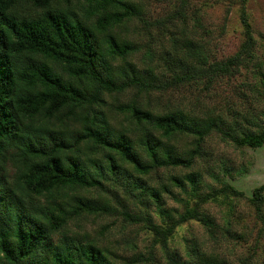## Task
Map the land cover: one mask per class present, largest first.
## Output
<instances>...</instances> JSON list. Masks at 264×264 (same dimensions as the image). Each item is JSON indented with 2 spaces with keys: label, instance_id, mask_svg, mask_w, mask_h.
<instances>
[{
  "label": "trees",
  "instance_id": "16d2710c",
  "mask_svg": "<svg viewBox=\"0 0 264 264\" xmlns=\"http://www.w3.org/2000/svg\"><path fill=\"white\" fill-rule=\"evenodd\" d=\"M143 9L138 0H0V264H119L92 238L65 228L72 217L111 211L108 199L84 189L101 187L106 178H130V188L149 195L165 212V227L152 221L150 226L167 239L179 223L207 215L199 202L177 217L162 208V191L171 189L150 183L146 175L159 167L190 166L211 130L238 145L264 143V129L237 132L236 119L226 128L221 113L159 111L138 95L124 96L132 88L140 94L166 87L155 65L132 59L137 45L121 29ZM242 22L245 39L225 61L207 63L190 44L178 50L175 43L171 82L197 74L211 80L252 57L254 38L245 14ZM118 114L128 125H114ZM186 133L195 137L192 148L180 150L169 141ZM168 179L179 187L188 182L197 192L200 173ZM227 193L243 192L224 183L197 196L205 201ZM250 199L262 212L264 183L253 188ZM195 254L208 264H225Z\"/></svg>",
  "mask_w": 264,
  "mask_h": 264
},
{
  "label": "rangeland",
  "instance_id": "374dc122",
  "mask_svg": "<svg viewBox=\"0 0 264 264\" xmlns=\"http://www.w3.org/2000/svg\"><path fill=\"white\" fill-rule=\"evenodd\" d=\"M138 1L144 7L142 16L121 29L137 45L132 59L141 66L155 65L166 87L140 94L132 88L124 96L138 95L159 111L180 107L198 114L221 113L226 128L236 119L237 132L242 128L264 129V80H259L264 69V0ZM242 14L254 38L252 57L241 58L230 70L217 72L211 80L197 74L189 80L171 82L170 55L175 43L178 50H184V42L190 44L207 63L225 61L245 39ZM128 121L119 114L112 120L120 127L128 125ZM194 139L193 134L186 133L169 141L182 150L192 148ZM189 171L200 173L197 192H192L188 182L179 187L168 179L172 174ZM145 178L154 185L166 183L170 187L171 192L162 191V208L177 217L185 206L199 202L207 218H188L164 239L150 222L165 227L169 221L165 212L161 213L149 195L130 188L126 184L130 178L121 175L120 180L106 178L101 187L83 190L108 199L111 211L72 217L65 228L79 233V237L92 238L119 264H208L205 258L200 261L195 251L220 258L225 264H264V204L262 212H258L250 199L253 188L264 183V143L255 147L238 145L211 130L190 166L159 167ZM224 183L243 193L218 194L205 201L197 196L207 195ZM124 211L150 220L133 221L124 216Z\"/></svg>",
  "mask_w": 264,
  "mask_h": 264
}]
</instances>
